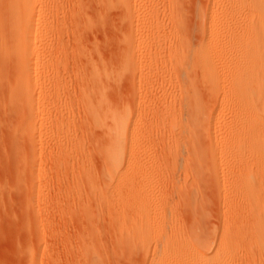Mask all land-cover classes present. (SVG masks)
<instances>
[{
  "label": "rangeland",
  "instance_id": "1",
  "mask_svg": "<svg viewBox=\"0 0 264 264\" xmlns=\"http://www.w3.org/2000/svg\"><path fill=\"white\" fill-rule=\"evenodd\" d=\"M77 1L50 0L45 23L31 0L37 34L24 63L17 21L27 8L15 19L0 0V42L18 54L0 46V264H150L158 248L171 253L165 264H196L186 243L211 253L217 232L245 216L243 201L226 208V189L212 183L203 160L220 137L197 124L191 102L196 87L202 119L237 114L231 99L222 112L223 94L195 66L209 0ZM21 77L25 97L14 91ZM114 112L138 118L123 202L103 153ZM245 238L229 263L264 264Z\"/></svg>",
  "mask_w": 264,
  "mask_h": 264
},
{
  "label": "bare ground",
  "instance_id": "2",
  "mask_svg": "<svg viewBox=\"0 0 264 264\" xmlns=\"http://www.w3.org/2000/svg\"><path fill=\"white\" fill-rule=\"evenodd\" d=\"M120 1L126 8L132 5L131 0ZM22 4H25L27 11L17 21V26L18 34L21 35L22 61L28 63L37 34L33 20V3L31 0H8L7 5L12 18L17 19L19 14H16L15 10L22 8ZM40 4L44 11V17L42 18V14L40 16L43 20H40L46 23L50 17L48 12H52L48 10L52 3L50 5V0H41ZM1 6L0 3V22L6 18L2 15ZM206 7L201 16L204 39L202 46L195 53V66L202 74L205 85L214 93L223 94L222 112L231 99L237 106V114L231 122H224V114H216L215 111L206 120L202 119L200 92L195 86H192L195 88L191 94V102L199 109L197 124H205L211 134L220 137L218 145L212 149L216 152L205 155L203 160L211 166L210 169L214 167L217 172L216 178L211 176L214 178L212 183L222 185L220 190L226 189L227 194L220 196L226 208L230 200H242L245 216L242 220L234 221L232 230L224 226L222 231L217 232L211 253L204 251L203 241L200 247L186 243L182 248L184 258L194 259L196 264H226L227 261L230 264L229 260H233L237 244L243 237L250 236L260 252L264 250V0H209ZM1 32L2 30L0 35ZM0 46L4 55L9 58L14 56V52L18 55L8 43H1ZM23 81L21 77L16 85L14 91L18 92L17 96L21 92L24 97L27 95ZM127 117L124 112L112 114L113 122L112 126L109 125L108 132L109 144L103 150L110 177L109 180L107 176L106 180L110 181L109 190L114 199L121 202L132 167L131 153H127L126 145L128 131L135 130L138 125V118ZM237 168H240L238 177L231 178L230 176L236 175ZM227 169L230 172L229 178ZM130 182L129 186L135 188L136 179ZM117 204L121 206V203ZM174 248L173 252L176 250ZM169 255L171 256L169 251L163 253L158 248L150 264H165Z\"/></svg>",
  "mask_w": 264,
  "mask_h": 264
}]
</instances>
